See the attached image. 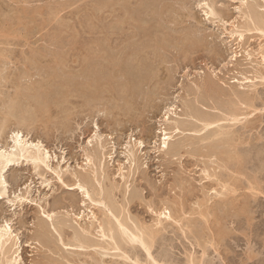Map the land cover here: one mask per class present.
Masks as SVG:
<instances>
[{
    "label": "rangeland",
    "instance_id": "obj_1",
    "mask_svg": "<svg viewBox=\"0 0 264 264\" xmlns=\"http://www.w3.org/2000/svg\"><path fill=\"white\" fill-rule=\"evenodd\" d=\"M102 1L103 0H0V99L7 101L6 104L5 102H3V104L0 100V108H3V105L9 106L14 101L18 102L17 99L22 98V95L25 92L27 93L30 91V95L29 93L26 95L24 94L25 97L31 96V94L34 95V93L36 94L37 91L35 90L38 88H43L47 91L45 95H47L48 104L51 103L50 113H48V115H46L47 113L43 114L40 112L41 115L39 114L37 123L35 122L34 125L29 127H20L23 129L25 135L27 134L30 138L35 140H41L44 147L49 150L51 155L50 167L47 168L42 166L36 168L32 165V162L30 163L29 161L21 160L19 163L12 165V167H8L4 172L7 180V195L6 197H0V225L5 224V221L7 222L8 220L14 233H18L20 237L19 244L21 245V259L19 263L16 264H87L86 262H88V264H96L97 262L103 264L101 260L105 261L104 264H135L132 260L137 259L138 257H142V259L140 258L141 260L138 259L140 263L147 264L149 262V264H151L150 259L147 258L146 250L139 244L136 245V243L133 244L134 246L136 245V248L133 246L135 250L132 245H126V250L130 248L127 251L128 255L131 253L133 254L130 256H137V254L140 255H138L137 258L136 256H132L131 259L125 257L121 258V255L118 256L122 251L112 249V246L110 245L109 247L107 241L104 242V239L98 238L97 235H95L96 238L95 236H92V238L97 241L99 239H101L100 241L103 240L104 243H100L105 247H103L104 250L103 248H96L94 251V248L84 250L74 247L73 245L71 247V244H68V242H74L72 240H74L75 231H73L72 227L77 229L79 224L77 223L78 221L80 223L82 222L83 225L86 223L88 224L87 226H89V216L92 210L95 211L97 209L96 211L98 215L104 217L103 213H101L102 211H99L97 207H94L92 201L87 196L85 197L77 186L74 187L76 185L74 183L76 182V178L73 176L75 169L78 171L84 170V173L89 171L87 174L92 176L90 170L93 166L89 165L86 157L87 155H85V152L89 150L91 153H94L97 150H102V152L106 154L104 161L109 177L106 179L99 177V180L103 182L102 186L106 188L105 190L108 193L111 191L110 193L115 198L114 200H116V202L118 201V204H116L117 207L119 205L120 216L131 224L132 220H134L135 222L137 221L136 223L139 222V225L141 224L149 230L151 228L152 231H155L154 234L156 235L154 236L155 241H153L152 253L156 259H161L160 261L158 260L159 263L166 264L171 261L172 264H191V260L194 259L195 261L193 260L192 262H195V264H264V79H260L264 78V75L263 77L258 76L260 77H257L258 79L255 77V75H258L257 72L259 73V71H261L259 74H264V62L262 61L261 54H259L261 53L260 49L264 47V35L260 31H255L256 29H253V31L251 30L252 32L247 31L245 33L246 37H244V40L242 41L238 40V35H230V30L233 28V21L236 22V20L238 21V19H240V23L242 22V24H244V19L242 21L240 18V11L238 9L241 0H212V3L210 0H207L210 5H214V10H216L217 14L220 13L218 14L220 16H217V14H215L216 16L206 14V10H209L208 6L203 3L207 2L206 0H186L184 3H180L182 0H170L168 5L173 4L175 8L174 9L172 5L168 9L170 12L172 10L171 18L168 17L170 12H167V10L165 12L166 14H160L158 17L157 15L152 16L154 14V10L152 9H150L149 14H147L148 12L141 14L144 18L148 17L147 20L150 21L151 27L153 28H151V33L153 30L156 32V37L154 34L155 32H153L154 35L151 33L149 35L148 33L147 35H144V39H141L143 42L145 39H148L145 42L153 39L150 43L153 44V46L150 44L148 45L152 49L148 48V50L151 51V54L156 52V54H154L155 57L157 55L156 58H153V54H147L150 57V60L152 58V63L148 58L150 64L146 65H151L149 67H152L153 65L154 67L151 68L150 71L147 70L148 72H151L149 73L151 74V77H149L150 75L146 76L148 74H146L147 71L145 68L149 67H144V77H148V81L150 78H153L152 82L150 81V83H148L149 85L144 84L147 87H144L143 85L142 87L144 88L141 87L140 89L141 91L142 89L145 92L148 91L146 92L147 94L144 91H139L141 95H139L138 92L134 95L135 99L137 98L136 95H139V98L136 100L133 99L132 101V98L134 97L131 98L132 93L129 94L131 89H129L130 85L128 84H130L131 79L137 75H133V77L131 75L130 78V75L126 74L125 70L124 72L121 69H117V73L119 72L117 76L120 77L116 78L117 76L115 77V75L117 73L114 71V67H112L111 69L113 71L109 69V71H111L109 72L111 78L107 79L106 82L111 81L113 85H111L110 82H107L109 85L104 82V84L102 83L104 86L101 84V89L98 88L95 90V87L93 86L91 89H93V93L97 94L98 98L91 102L90 105L87 104L84 106L85 98L81 95V97H79L80 100H78V97H75L77 102L81 101V98L82 100L84 98V100L77 105L72 94H70V84L68 83L69 88L68 84L65 83V80L67 79V76H69L68 79L75 76V72L80 68L84 69H81L80 73L83 71L85 74H90L88 73L90 65L83 66L86 64L84 63L86 56L91 53L90 46L93 44L94 47V43L96 42L98 48V44L101 45L106 43L109 36L110 38L111 36L116 38V36L119 35L118 31L123 38L125 37L124 34L127 35L128 32H131L128 34L129 38H127L129 41L132 33L138 31V27H136L137 24L133 25L135 22L130 19V16L127 15L126 11L128 8L134 10L137 6L134 5L136 3L133 2L134 4H131L129 2H124L127 0H107L113 5L111 6L110 3L109 5L111 8L108 7L109 9L107 8L108 11H106V8H101ZM198 1H203L200 2L201 6ZM260 1L262 2V5H257V2ZM260 1L249 0V3L251 4L253 2L252 5H255L256 3L258 9L260 8V11H264V8H261V6H264V2L262 0ZM129 4L132 8L129 7ZM119 5L121 6V9L118 8L120 10L118 13L117 6L120 7ZM122 9L125 11L123 12ZM162 15H164V17L167 15L168 19L166 17L163 18ZM159 16H161L162 19H160ZM120 19L122 20L120 21ZM126 19L127 21H125ZM108 21L110 23L109 25L112 26V32L113 30L115 31L113 33L114 35H108L106 28L108 26L106 25ZM104 22L106 23L105 25ZM119 22H123V24ZM231 22L232 24H230ZM156 24H159V26ZM236 24H238V22H236ZM128 25L132 26L130 28L133 29L128 30ZM103 26H105V31L103 30ZM124 27H127L126 29L128 32H125L127 30ZM160 27L161 31H157L160 30ZM90 28L92 30H90ZM122 29H124V31ZM134 29L135 31H133ZM193 29H197L195 30L196 35L191 33ZM99 30H103L105 33ZM102 33L104 34V37L102 36ZM163 33L165 34L163 35ZM101 36L103 37L102 39ZM148 36H151V38H147ZM199 36H201L202 39H199L200 43L199 40H197V43L196 39L199 38ZM137 38L138 36H136V38L134 37L131 41L133 46H135L134 43ZM165 38L170 39H168L166 43L164 42V45L163 41ZM156 39H160L162 42L157 41ZM122 41L123 40H121V42ZM128 41H125V46L133 48ZM109 42H112L111 39ZM156 42H160L161 44H158L157 46ZM112 43L115 42L113 41ZM121 44L122 43L118 45V49H116V47L112 50L108 47H106V49H110V52H116L119 50V53L122 49H120ZM154 45L158 47V49H160L159 45L162 46L160 49L161 51L156 48L160 55L157 54V51L152 52L153 48H155ZM86 46H88V49H85L87 48ZM95 47L93 49H95ZM121 47H124V45ZM126 53L127 52L124 54L126 55ZM249 53L252 55L249 56ZM148 56H145L144 58ZM35 57H37L36 59L38 62ZM75 58L79 59L75 60ZM80 58H84L83 63L77 65L78 62H82ZM260 61L262 62L261 65ZM258 64L260 67H258ZM72 65L74 67L77 66L75 71L73 69L74 67L72 68ZM85 67H89L87 68L88 71H85ZM255 68H259V70ZM90 70L92 71V66ZM73 71L74 74L72 73ZM112 72L115 75H113ZM120 72L123 74L121 75ZM77 73H79V71ZM69 74L73 76L70 77ZM44 76H47L46 80ZM64 76H66V79H64ZM53 77L55 79H53ZM247 77L250 80L254 79L253 81L257 84L255 88L250 86L249 83L252 82V80L249 81ZM135 78L139 79L138 76ZM68 79L67 82H69ZM112 79L114 81H112ZM128 79L130 82H127L129 81ZM115 80L118 81L116 82ZM116 83L118 84L116 85ZM37 84L39 87H37ZM43 84H47V89ZM124 84L126 87L121 86ZM205 84L207 85L205 86ZM17 87L20 88L17 89ZM122 87H124L125 90H122ZM127 87L130 91L128 90V92H125ZM203 87H205V89ZM206 87L208 89H206ZM63 90L65 91L63 92ZM150 92L153 94L152 96L150 94L149 97L153 102L152 104H150L151 101L148 100V97H145L147 99L146 101L143 98L144 94H146L145 96H149ZM64 93L66 95H64ZM204 93L206 94L204 95ZM244 93L245 95L242 96H245L244 99L251 101H248L249 104L253 103V98L251 97V100L249 97L252 96L253 93H255L253 94V97H259L258 99L257 97L254 98L255 102L253 103V107H251V104L250 106H246L249 104L245 102V100H240L243 97L238 98L241 96L240 94ZM203 95L207 97L204 98ZM66 97H68V99H65ZM10 98L11 101L9 100ZM51 98L56 103H52ZM49 99L51 100L50 103ZM169 103L177 104V113L182 116L178 117V115L175 116V114L171 113V117H173V119L178 118L179 120L181 118V121H184L182 123V128L186 125L184 128V130H186L185 133H174V141L172 139L170 145L171 148L173 146L172 144H175L174 142L177 144L178 141L185 140L188 143L189 138L190 141L192 140V142H195L198 138L201 139V142L203 143V145H200V140H196L199 144L195 142L197 144L195 147L200 146L197 147L198 149L195 147L193 149L195 143L192 144L191 142L190 144L186 143L188 146L185 148L183 147L184 149L182 148L181 152L178 153H172L173 151H170L172 149H169V151L166 150L167 152L158 149L159 145L162 143V130L166 127L165 117L169 115H166V108L168 105L170 106ZM190 104L193 105V107H191L192 109L194 108L193 112L189 109L191 106ZM185 105H187V107ZM129 106H131V109ZM185 107L189 110L188 112L186 109H183ZM195 107L199 110L200 117L203 114L204 118L208 115L206 119H208L209 116L212 118L208 119L209 121H213L214 119V121H218L217 119L220 118V123L217 122L216 126H211L213 129H202V131H199L200 133H193L194 130H191L192 127L196 128V125H201L203 123L201 121L199 122V120H195L197 117L195 116L196 118L194 117V119V115H191L196 111ZM254 107H257V109H254ZM5 108L7 109V107H4V110L0 109V118L5 117V111H7ZM235 109H238L237 111L239 112L235 113L240 114V118H247L249 121L243 119L242 122L234 120L231 122V118L226 113H233ZM181 110H184L183 114ZM230 110L233 111L231 112ZM184 112H191V114L189 113V115H186ZM243 112H248V114L249 112L251 113L248 116L246 113L244 115ZM195 113L197 114V112ZM224 114L226 116H224ZM246 115L248 117H245ZM196 121L199 123H196ZM222 122V126L226 125V130L229 124H231L230 126L236 124L234 127L229 126L228 131L230 132L229 138L232 136L234 137V140L236 139L237 143L239 142L238 147L234 140H230L229 146L231 147V150L235 148V150H233L234 152L231 153L233 155L238 153L237 151L239 150L238 154L240 155L237 154L238 156H234L238 158L237 160L241 162L242 159L239 157H243V160L246 158L242 161V163H244L243 165L240 164V162H237L236 159L229 162L226 158L229 153H224V155L220 153V155L218 154L219 156L217 155L219 160L222 159L221 157H225L227 159L225 162L221 160L219 161L214 155L213 157L215 160L217 159V162H215V160H213L214 158L210 155L211 153H208V148H205L209 146L208 143L210 144L211 141L207 140L206 142L205 140L202 141V139L205 138V136H208L212 130L220 129V124ZM16 123L15 118L9 116V125L7 124L8 126L7 128H4L5 130H0V145L12 143V131L18 127V123ZM199 125L197 128L201 129L204 124H202L200 128ZM97 129L98 134L101 133L104 137L103 143L107 147H105V149H100L98 146L99 141L94 139ZM233 130L236 133H234ZM209 131L211 132L209 133ZM134 139H142L145 142V145L137 150L136 157L139 165H137L138 167H135V173L131 174L128 178V182L125 183L120 176V168L123 167V171L126 174L130 171V160L128 159L129 157L125 145H127L128 141L131 144L135 143ZM89 140H93L92 143H90ZM232 141L235 144H233ZM190 145L193 146L189 147ZM246 150H248V152ZM196 151H200V153H197ZM204 151L208 153V156H211L209 159L206 157L207 154ZM241 151H243L242 154ZM201 153L206 154V156L201 155ZM226 154L228 155L226 156ZM246 160L248 161L246 162ZM213 161L215 163H213ZM220 162L222 165H220ZM226 163L227 165H225ZM243 166H246L247 168ZM226 167H228V169L233 167L235 171L233 168L232 171L231 169L228 170ZM260 167L263 168V171H261L262 169ZM241 168L243 170L242 172H244L243 174L246 172V176H241L243 174L239 173V169ZM57 170H62V179L56 174ZM91 171H93V169ZM236 174L238 178H235ZM252 176L253 179H251ZM254 178L257 179L255 180ZM224 179H226L227 182ZM253 180L255 181L253 182ZM257 180L258 182H256ZM219 181H224V184L227 187H232L230 186L231 184H234V187L237 185V190L236 187H233L231 188V190L233 189L232 192L231 190L226 191L223 182L219 183ZM228 182H231V184L229 183V185ZM234 182H238L239 184ZM250 182H253L252 185ZM254 185L256 188L255 191L253 190L255 189ZM99 186L100 185L95 182L96 189L99 190ZM247 186L250 187L247 189ZM234 189L237 192H235ZM258 190H260V192ZM216 191L225 192L227 194L217 195ZM23 195L24 198L22 197ZM232 197L237 200H233ZM208 198H211V200L209 201ZM207 201L208 204H210L209 207H213V209L210 208V214L213 213V215L206 213L207 210L210 211V209L207 208L208 205L206 207ZM225 201L226 204L224 203ZM230 201L234 203L232 204ZM220 202H223L221 204L223 208L219 207ZM227 202H230V206L227 205ZM200 203H205V206ZM166 205L168 208L172 209L171 211H173L172 214L174 218L167 220L164 219L165 221L162 225H156L159 213L164 210H162V208H165ZM233 205L234 207H232ZM205 207L207 210H204L206 209ZM246 208L247 210H245ZM221 209L227 211H222ZM199 211H201L202 215L204 213V216H201ZM47 212L53 214V216H55L54 218L57 216L55 223L64 217L67 219L68 223H70L68 227L72 226L69 228L65 226L64 228L67 230L65 229L63 231L64 234H62V230H59V234L63 235V237L59 236L57 232L58 225H53L54 223L49 220L50 218L46 215ZM182 217H184V220ZM45 218L49 224L44 222ZM180 218L181 220H179ZM178 220L179 223L176 222ZM182 222L185 223L184 226L186 227L182 226ZM186 222L191 223L186 225ZM40 224H45L48 227V233L53 239L51 240L52 242L54 241V245L51 243L45 245L42 241L40 242L36 240L40 232L38 229H41ZM191 225L194 228L192 229V231H195H193L194 233L191 230V232L189 231ZM157 228L159 231H164L159 232ZM185 229L188 230L185 231ZM183 231H185V233H183ZM196 235L199 236V239ZM37 239H39V237ZM98 251L102 252L99 253ZM104 251L107 255H105ZM129 251L132 252L129 253ZM113 252L117 253L118 257H116V254ZM88 253L92 257L98 258L96 259L97 262L94 263L93 260L95 259L89 257ZM99 254L101 255V259ZM112 254L114 255L111 256ZM11 255H13V252H11ZM67 259L69 261H66ZM171 262L168 264H171Z\"/></svg>",
    "mask_w": 264,
    "mask_h": 264
},
{
    "label": "bare ground",
    "instance_id": "obj_2",
    "mask_svg": "<svg viewBox=\"0 0 264 264\" xmlns=\"http://www.w3.org/2000/svg\"><path fill=\"white\" fill-rule=\"evenodd\" d=\"M110 1V0H109ZM117 1V0H116ZM120 1V0H119ZM124 1V0H123ZM179 1H181V0H179ZM183 1V0H182ZM180 2V3H184V2H186V0H184L183 2ZM207 1V0H206ZM212 0H210V2H211ZM260 1V0H259ZM263 2H264V0H262ZM124 2H129V3H131V4H134V3H136V4H134L135 6V8H134V10H130L129 8V10L127 9L126 11H127V15H129L130 16V19L131 20H133L134 22H135V24H133V25H136V27H138L137 28V30L138 31H136V32H134V33H132V35H131V37H130V39H129V41H128V39L127 38H129L128 36V34H130L129 32H128V30L129 29H133V28H130V27H132V26H130V25H128L127 27H129L128 28V30L126 29L127 27H124L127 31H125V32H128V34L126 35V34H124L125 35V37L123 38V36H121V34H120V32L118 31V29H117V31H118V33H119V35L118 36H116V38H114V37H112L111 36V38H110V36H109V38H108V40L106 41V43H104V44H98L99 45V49L97 48V45H96V42L95 41H93V42H95L94 44V47H95V49H93L94 47H93V44H92V46H90L91 48H90V50H91V53H89L88 55H87V53H86V59L84 60V63H86L85 65H83V66H89L90 65V68H91V66H92V71L90 70V68L89 67H87V68H89L88 70L89 71H91V72H89L88 70H87V68H86V70L85 71H88V73H90V74H85V73H83V71L80 73V70L82 69V68H80L79 70H77L76 72H75V74H74V71H75V68H77V66L76 67H74L73 65H72V68L74 69V71L72 72L75 76H73V75H70V77H72V78H70V79H68L69 78V76H67L66 74V76H67V79L69 80V82H67V79H66V76H64V79H66L65 81V83H69L70 84V87H69V84H68V87L70 88V94H72V96H73V98L75 99V101L77 102V99L75 98V97H78V100H80L79 99V97H81V95L85 98V104H84V106L85 105H87V104H89L90 105V103L91 102H93V101H95L97 98H98V96H97V94H95V93H93V89H91L93 86L95 87L94 88V90L95 89H98V88H100L103 84H104V82L105 83H107V82H110L111 83V85H113L112 84V82L111 81H107L106 82V80L107 79H110L111 78V74H109V72H111V71H113L111 68L112 67H114V71H116V73H117V69H121V70H125L124 72L126 73V74H129L130 75V78H131V75H132V77H133V75H137L138 76V78L140 79H137V78H135V77H137V76H135L133 79H131V83L130 84H128V85H130V87H129V89H131V92H129V94L130 93H132V96H131V98L132 97H134V98H132V101H133V99L134 100H136L137 98H139L138 96L139 95H141V93H139V91H141L140 89H141V87L144 85V84H148V83H150V81L152 82V79L153 78H150V80L148 81V77H144V75L143 74H145L144 73V67H149V66H151V65H146V64H150V62H151V60H152V58H151V60H150V57L148 56V55H150L151 54V51H149L148 50V48H151V47H149L148 45L151 43V41L153 40H151V41H147V42H145L146 40H148V39H145L144 40V42L141 40L142 38L144 39L145 37H144V35H147L148 33H149V35H150V33H151V23H150V21L149 20H147V18H144L143 17V15L141 16V14L142 13H145V12H148L147 14H149L150 13V9H152V10H154L153 12H154V14L152 15V16H156L157 15V17H158V15H160V14H166L165 12H166V10H167V12L169 11L168 9L170 8V6H172V5H168V2H170V0H127V1H124ZM123 2V3H124ZM134 2V3H133ZM175 2V1H174ZM173 2V3H174ZM199 2V1H198ZM200 2H203V1H200ZM200 2H199V4H200ZM209 1H207V2H203L205 5H207L208 6V8H209V10L207 9L206 10V14H208V15H212V16H214L215 14H217V12H216V10H214L215 9V7L213 8V6L212 5H210L209 3H208ZM111 3V2H110ZM107 0H103L102 2H101V4H102V7L101 8H108V7H110V4ZM115 3V2H114ZM118 3V2H117ZM122 3V4H123ZM172 3V2H171ZM203 3H202V5H203ZM212 3V2H211ZM253 3V2H252ZM252 3L250 4L249 3V0H241V4L239 5V7H238V9H239V11H240V18L242 19V21H243V19H244V24H242V22L240 23V19H238V21L236 20V22H238V24H236V22L235 21H233V24H232V22L230 23V24H232L233 25V28L230 30V35H232V36H235V35H238V40H244V37H246V32L247 31H249V32H252L253 31V29L255 30V31H260L263 35H264V11H260L259 9H258V6L257 5H262L261 3V1L260 2H257L258 4L256 5V3H255V5H252ZM214 4V3H213ZM250 4V5H249ZM113 4L111 3V6H112ZM126 5V4H125ZM252 5V6H251ZM264 5V4H263ZM115 6V5H114ZM120 6V5H119ZM184 6H185V4H184ZM200 6H201V4H200ZM124 7V6H123ZM129 7L130 8H132L131 6H130V4H129ZM111 8V7H110ZM121 9V6L120 7H118L117 6V9ZM173 8H174V5H173ZM207 8V7H206ZM205 8V9H206ZM261 8H264V6H261ZM109 9V8H108ZM108 9L106 10V11H108ZM118 9V13H119V10ZM172 9V8H171ZM170 9V10H171ZM175 9V8H174ZM173 9V10H174ZM115 10H116V7H115ZM152 10H151V12H152ZM122 11H123V9H122ZM121 11V12H122ZM125 11V10H124ZM123 11V12H124ZM120 12V13H121ZM152 12V13H153ZM170 12V11H169ZM171 12H172V10H171ZM171 12H170V15L168 16V17H172L171 16ZM174 12V11H173ZM176 12H177V10H176ZM205 12V11H204ZM104 13V12H103ZM175 13V12H174ZM173 13V14H174ZM239 13V12H238ZM122 14V13H121ZM126 14V13H125ZM167 14H169V13H167ZM218 14H220V13H218ZM217 14V16H220V15H218ZM114 15V14H113ZM145 15V14H144ZM210 15V16H211ZM106 16V15H105ZM110 16V15H109ZM124 16V15H123ZM146 16V15H145ZM148 16V15H147ZM163 16V18H167V15H165V17H164V15H162ZM216 16V15H215ZM238 17V16H237ZM107 18H108V16H107ZM106 18V19H107ZM117 18V17H116ZM119 18H120V16H119ZM123 18V17H122ZM126 18V17H125ZM124 18V19H125ZM128 18V17H127ZM153 18V17H152ZM159 18L160 19H162L161 18V16H159ZM221 18V17H220ZM105 19V20H106ZM110 19V18H109ZM108 19V20H109ZM118 19V18H117ZM168 19V18H167ZM111 20V19H110ZM113 20V19H112ZM122 19H120V21H121ZM157 20V19H156ZM221 20V19H220ZM125 21H127V19L125 20ZM129 21V20H128ZM152 21H154V20H152ZM106 22V21H105ZM104 22V25L106 24ZM131 22V21H130ZM167 22V21H166ZM235 22V23H234ZM119 23H121V24H123V22H119ZM118 23V24H119ZM226 23V22H225ZM110 23H109V21H108V23L106 24V25H108L106 28H107V31H108V35H110V34H112V35H114L113 33L115 32L114 30H113V32H112V26L111 25H109ZM112 24V23H111ZM120 24V25H121ZM125 24V23H124ZM131 24V23H130ZM125 25H127V24H125ZM156 25H158L159 26V24H156ZM165 26V25H164ZM254 26V27H253ZM114 27V26H113ZM118 27V26H117ZM155 27V26H154ZM162 27H163V25H162ZM231 27V26H230ZM94 28V27H93ZM104 28H105V26H103V30H104ZM116 28V27H115ZM114 28V29H115ZM156 28V27H155ZM153 29V28H152ZM160 30H157V31H161V27L159 28ZM90 30H92L91 28H90ZM94 30H95V28H94ZM101 31V30H99V31H101V32H104V31ZM116 30V29H115ZM123 31H124V29H122ZM195 30H197V29H195ZM195 30L193 29V31L191 32L192 34H195L196 35V32H195ZM252 30V31H251ZM121 31V30H120ZM123 31H121V32H123ZM133 31H135V29L133 30ZM200 31V30H199ZM199 31H198V34H199ZM94 32V31H93ZM153 32H155L154 30L152 31V33L151 34H153ZM193 32H195V33H193ZM105 33V32H104ZM117 33V34H118ZM166 33V32H165ZM165 33H163V35L165 34ZM200 33H201V31H200ZM259 33V32H258ZM261 33H260V35H261ZM103 34V33H102ZM116 34V33H115ZM155 34V37H156V32L154 33ZM153 34V35H154ZM192 34H190V35H192ZM198 34H197V36H198ZM157 35H160V34H157ZM202 35V34H201ZM103 37H104V34L102 35ZM101 36V39L103 38ZM136 36H138V38H139V36H140V38L138 39H135V43H134V45L135 46H133V44H131L132 42V40H133V38L135 37L136 38ZM165 36H168V35H165ZM194 36V35H193ZM262 36V35H261ZM161 37V36H160ZM159 37V38H160ZM196 37V36H195ZM263 37V36H262ZM93 38V37H92ZM106 38V39H107ZM114 38V39H113ZM147 38H151V36L149 37H147ZM163 38V37H162ZM237 38V37H236ZM105 39V40H106ZM111 39V41L113 42H115V43H110L109 42V40ZM113 39V40H112ZM155 39V38H154ZM158 39V38H157ZM156 39V40H157ZM161 39V38H160ZM157 40V41H160V42H162V40ZM164 39V38H163ZM168 39H170V38H168ZM167 38H165V40L163 41V44L165 45V43L167 42V40H168ZM192 39H194V38H192ZM191 39V40H192ZM199 39H202V37L201 36H199V38H197L196 39V41L197 40H199ZM204 39V38H203ZM97 40V39H96ZM121 40H123L122 42H121ZM127 40L128 42H130V46H133V48H131V47H127V46H125V41ZM150 40V39H149ZM91 41V42H92ZM99 41H101V40H99ZM102 41H104V40H102ZM155 41V40H154ZM153 41V42H154ZM92 42V43H93ZM98 42V41H97ZM109 42V43H108ZM134 42V41H133ZM157 43L156 42V44H157V46H158V44H161V43ZM165 42V43H164ZM201 42H202V40H201ZM245 42V41H244ZM89 43V42H88ZM99 43V42H98ZM120 43H122L121 45H120V49H121V51L118 53V51H116V52H110V49H106V47H108V48H111V50L113 49V48H115L116 47V49H118L117 47H118V45L120 44ZM196 43V42H195ZM197 43H198V41H197ZM199 43H200V40H199ZM127 44V43H126ZM155 44V43H154ZM155 44V45H156ZM162 44V45H163ZM243 44V43H242ZM89 45H90V43H89ZM122 45H124V47H121ZM129 45V44H128ZM150 45H152L153 46V44H150ZM154 45V47L155 48H153V51L152 52H154V51H157L158 52V50H160L161 48H162V46L161 45H159L160 46V49H158V47H156ZM263 45V44H262ZM261 45V46H262ZM87 48H85V49H88V46H86ZM93 47V48H92ZM158 50H157V49ZM261 48V47H260ZM124 49V50H123ZM152 49V48H151ZM155 49V50H154ZM164 49V48H163ZM262 49V50H261ZM260 49V51H261V53H259V54H261V57H262V61L264 62V47L263 48H261ZM109 50V51H108ZM123 50V51H122ZM84 51V50H83ZM161 51V50H160ZM254 51V50H253ZM256 51V50H255ZM125 52H127L126 53V55L124 54ZM248 52H249V50H248ZM257 52V51H256ZM77 53V52H76ZM81 53V52H80ZM252 53V52H251ZM251 53H249V56L250 55H252ZM75 54V53H74ZM82 54V53H81ZM83 54H84V52H83ZM148 54V55H147ZM153 54V53H152ZM151 54V55H152ZM154 54H156V52H154ZM154 54L152 55L153 56V58L155 57L154 56ZM157 54H159L160 55V53L158 52ZM254 54V53H253ZM158 55V56H159ZM81 56V55H80ZM79 56V57H80ZM145 56H148V57H146V58H144ZM247 56H248V53H247ZM253 56H255V55H253ZM38 57V56H37ZM37 57H35V59L37 58ZM76 57V56H75ZM156 57H157V55H156ZM155 57V58H156ZM34 58V57H33ZM148 58H149V60H150V62H149V60H148ZM42 59V58H41ZM79 59V58H78ZM77 58H75V60H78ZM81 60H82V62H78V64H77V62H75V60H74V62L77 64V65H79V63L81 64V63H83V59L82 58H80ZM147 59V60H146ZM73 60H72V62H73ZM81 60H79V61H81ZM36 61H37V59H36ZM85 61H87V62H85ZM253 61V60H252ZM38 62V61H37ZM261 62V61H260ZM36 63V62H35ZM152 63V62H151ZM89 64V65H88ZM262 64V62L260 63V65ZM75 65V64H74ZM264 65V64H263ZM81 66V65H80ZM82 66V67H83ZM79 67V66H78ZM258 67H260L259 66V64H258ZM151 68H154L153 67V65H152V67H149V68H145L146 69V71L148 70V71H150L151 70ZM109 69H111V71H109ZM255 69H257V68H255ZM82 70H84V69H82ZM153 70V69H152ZM257 70H259V68L257 69ZM260 70H261V68H260ZM264 70V69H263ZM262 70V71H263ZM79 71V73H77ZM84 71V72H85ZM120 71V70H119ZM146 72V74H148V75H146V76H149V77H151V74H149V73H151V72ZM255 72H257V71H255ZM261 71H259V73H260ZM119 73V72H118ZM118 73L115 75V74H113V72H112V74L113 75H115V77L118 75ZM125 73H124V75H125ZM154 73V72H153ZM258 72H257V76L255 75V77L257 78L258 76H261V77H263V75L264 74H259ZM120 74H121V72H120ZM119 74V75H120ZM123 74V73H122ZM121 74V75H122ZM41 75V74H40ZM43 75V74H42ZM112 75V76H113ZM123 75V76H124ZM50 76H51V73H50ZM54 76H56V75H54ZM110 76V77H109ZM45 77V80H46V77L47 76H44ZM114 77V78H115ZM118 77H120V76H117L116 78H118ZM141 77H142V80H141ZM254 77V78H255ZM125 78H126V76H125ZM124 78V79H125ZM253 78V77H252ZM258 78H260V77H258ZM257 78V79H258ZM49 79H50V77H49ZM53 79H55L54 77H53ZM52 79V80H53ZM119 79H121V78H119ZM245 79V78H244ZM247 79H248V77H247ZM260 79H264V78H260ZM43 80V79H42ZM44 80V81H45ZM122 80V79H121ZM120 80V81H121ZM126 80H127V78H126ZM129 80V79H128ZM249 81H251L250 79H248ZM254 80V79H253ZM252 80V82H250L249 84H250V86L251 87H256V83H255V81H253ZM112 81H114L113 79H112ZM116 81V80H115ZM118 81V80H117ZM116 81V82H117ZM119 81V82H120ZM62 82V81H61ZM63 82H64V80H63ZM127 82H130V80L129 81H127ZM126 82V83H127ZM45 83H46V81H45ZM103 83V84H102ZM113 83H115V82H113ZM35 84V83H34ZM39 84V83H38ZM37 84V85H38ZM102 84V85H101ZM108 84V83H107ZM107 84H105V85H107ZM118 83H116V85H117ZM248 84V85H249ZM33 85V84H32ZM40 85V84H39ZM39 85L37 86V87H39ZM47 85V84H46ZM46 85H44L43 84V86H46ZM109 85V84H108ZM149 85V84H148ZM207 84H205V86H206ZM247 85V86H248ZM28 86H30V85H28ZM27 86V87H28ZM35 86H36V84H35ZM34 86V87H35ZM104 86V85H103ZM119 86H120V83H119ZM121 86H125V84L124 85H121ZM33 87V88H34ZM36 87V88H37ZM58 87V86H57ZM126 87V86H125ZM144 87H147V86H145L144 85ZM144 87H142V88H144ZM250 87V88H251ZM20 88V87H19ZM18 87H17V89H19ZM32 88V89H33ZM102 88V87H101ZM100 88V89H101ZM123 89L122 90H125L124 89V87H122ZM199 88V87H198ZM204 89H205V87H203ZM248 88V87H247ZM23 89V88H22ZM31 89V90H32ZM35 89V88H34ZM33 89V90H34ZM46 89H47V86H46ZM104 89V88H103ZM103 89H102V91H103ZM127 90L125 91V92H128V87L126 88ZM206 89H208L207 87H206ZM24 90H25V88H24ZM29 90H30V88H29ZM48 90H50V89H48ZM252 90H254V89H252ZM256 90V89H255ZM23 91V90H22ZM35 91H37L36 92V94L34 93V95L33 94H31V96H26L25 97V95L26 94H28L29 93V95H30V91H28L27 93L25 92L23 95H22V98H18L17 99V101L18 102H16V101H14V102H12V104H10L9 106L8 105H3L4 103L3 102H5V104H6V100L5 101H3V99L0 101L1 103H3L2 105L4 106V107H7V111H5V117H3V118H0V130H2V129H4L5 127L7 128V126L10 124H8V121H9V116H12L13 118H15V120H16V122L18 123V127L16 128V129H13V131H12V135H11V138H12V143H10V144H1L0 145V197H3V196H5L6 197V195H7V187H6V184H7V180H6V178H5V170L8 168V167H12V165H15V164H17V163H19L21 160H26L27 162L29 161L30 163L32 162V165H34L36 168H40V167H42V166H45V167H50V159H51V155H50V152H49V150L46 148V147H44V144L42 143V141L41 140H35V139H32V138H30L29 137V135H25V133L23 132V129H21L22 128V126H27V127H29V126H31V125H34L35 124V122L37 123V119H38V117H39V114L41 115V113L40 112H42L43 114L44 113H47L46 115H48V113H50V108H51V100L49 99V103L50 104H48V99H47V95H45V93L47 92L45 89H43V88H38L37 90H35ZM58 91V90H57ZM65 90H63V92H64ZM69 91V90H68ZM130 91V90H129ZM144 90L142 89V91L141 92H143ZM21 92V91H20ZM33 92V91H32ZM31 92V93H32ZM52 92H53V90H52ZM123 92V91H122ZM138 92V94L139 95H136L137 96V98L135 99V94ZM145 92V91H144ZM146 92H148V91H146ZM145 92V93H146ZM254 92V91H253ZM22 93V92H21ZM62 93V92H61ZM66 93V92H65ZM64 93V95H66ZM16 94V93H15ZM58 94V93H57ZM143 94V93H142ZM147 94V93H146ZM146 94H144V100L146 101L147 99L145 98V97H150V94H151V92L149 93V96L147 95V96H145ZM206 93H204V95H205ZM246 94H247V92H246ZM251 94V93H250ZM253 94H255V93H253ZM253 94H252V96H249L250 97V99L252 100V98H253V103L255 102L254 101V98H256V97H253ZM33 95V96H32ZM53 95V94H52ZM63 95V94H62ZM101 95V94H100ZM103 95V94H102ZM153 94H151V96H152ZM203 95V96H204ZM241 96L240 97H238V98H241V97H243L242 95H245V93L244 94H240ZM249 95V94H248ZM58 96V95H57ZM61 96V95H60ZM68 96V95H67ZM104 96V95H103ZM143 96V95H142ZM2 97H4V96H2ZM11 97V96H10ZM20 97H21V95H20ZM207 96H204V98H206ZM247 97V96H246ZM252 97V98H251ZM1 98V97H0ZM4 98H6V97H4ZM72 98V97H71ZM70 98V99H71ZM84 98H83V100H84ZM245 98V96L243 97V98H241L240 100L242 101V100H245V102H247L248 104H249V102H251L250 100H246V99H244ZM248 98V97H247ZM259 97H257V99H258ZM12 99H14V98H12ZM52 99V98H51ZM65 99H68V97H66ZM152 99V98H151ZM154 99V98H153ZM8 100V99H7ZM10 101H11V98L9 99ZM8 100V101H9ZM56 100V99H55ZM82 100V98H81V101H78L76 104L78 105V103L80 102H82L83 101ZM148 100H150V98L148 99ZM184 100V99H183ZM239 100V102H241ZM9 101V102H10ZM138 101V100H137ZM151 101V100H150ZM154 101V100H153ZM179 101V100H178ZM249 101V102H248ZM8 102V103H9ZM71 102V101H70ZM74 102V101H73ZM128 102V101H127ZM7 103V104H8ZM52 103H56V102H54V100L52 99ZM129 103H131V102H129ZM128 103V104H129ZM146 103V102H145ZM148 103V102H147ZM153 102L151 101L150 102V104H152ZM177 103V102H176ZM182 103V102H181ZM185 103V102H184ZM183 103V104H184ZM246 103V104H247ZM253 103L251 104V107H253ZM73 104V103H72ZM74 104H75V102H74ZM75 104V105H76ZM135 104V103H134ZM149 104V103H148ZM170 104V106L168 105L167 106V111H166V115L167 114H169V115H167L166 117H165V124H166V127L164 128V130H162L163 131V138H162V143H161V145H159V148L158 149H161V150H163V151H165V152H167L166 150H168L169 151V149H172V150H170L172 153H178V152H181V149L184 147H187L188 145V143L190 144V142L193 144V143H195L196 142V140H200V145L202 144L203 145V143L201 142V139H196L195 140V142H192V140L190 141V138H189V140H188V143L184 140V138H183V140L185 141H178V143L176 144V142H174L175 144H172L173 146H172V148H171V141H172V139H173V141H174V133H178L179 132V134L181 133V132H184L185 133V131L186 130H184V128L186 127V125L182 128V123L184 122V121H181V118H180V120L178 119V118H176V119H173V117H171V113L172 114H175V116L176 115H178V117L180 116V117H182L181 115H179L178 113H177V107H178V103L177 104H175V103H169ZM241 104H242V102H241ZM244 104V103H243ZM250 104L249 105H246V106H250ZM74 105V106H75ZM76 105V106H77ZM82 105H83V103H82ZM129 105H131V104H129ZM191 105V106H190ZM189 106H190V108L189 109H191L192 110V112H193V110H194V108L192 109L191 107H193V105L192 104H190ZM131 106H133V105H131ZM131 106H129L130 107V109H131ZM186 107H187V105H185ZM254 106H255V104H254ZM3 107V108H4ZM183 108L184 110L186 109L187 110V108ZM3 108H0L1 110H4ZM177 108V109H176ZM240 109V108H239ZM254 109H257V107H254ZM184 110H181L182 111V114H183V111ZM190 110V111H191ZM195 110L196 111H194V113L195 112H197V114L195 113H192L191 114V112H189L191 115H194L193 116V118L195 119V120H199V122L201 121V122H203L202 124H204L203 125V127L201 128V129H198L197 128V126L199 125H196L195 127L197 128H194V127H192V131H193V133L194 132H198V133H200L199 131H202V129L204 130V129H209V128H212L213 129V127H211V126H216V124H217V122H219L220 123V121H219V119H217L218 121H209L208 119H212L210 116V118L208 117V119H206V117L208 116H206L205 118H204V114L203 115H201V117H200V115H199V110H197V108L195 107ZM238 109H235V111L233 112V113H226L230 118H231V122H232V120H234V121H237V122H242L243 121V119L244 120H246L247 118H240V114H238V113H235V112H239V111H237ZM189 110H187V112H188ZM231 111V110H230ZM230 111H227V112H230ZM233 111V110H232ZM231 111V112H232ZM255 111V110H254ZM179 112V111H178ZM185 113L184 112V114H188L189 115V113ZM200 113V114H201ZM242 113V112H241ZM244 113V112H243ZM246 114H248V112H245ZM245 113H244V115H245ZM251 112H249V114H250ZM253 113V112H252ZM3 114V113H2ZM1 114V115H2ZM42 114V115H43ZM165 114V113H164ZM249 114H248V116H249ZM243 115V114H242ZM242 115H241V117H242ZM4 116V115H3ZM44 116V115H43ZM224 116H226L225 114H224ZM247 115L245 116V117H248ZM2 117V116H1ZM187 117H190V116H187ZM192 118V117H191ZM224 118V117H223ZM222 118V119H223ZM229 118V119H230ZM11 120H13V119H11ZM227 120V119H226ZM248 120V119H247ZM246 120V121H247ZM14 121V120H13ZM222 121V120H221ZM249 121V120H248ZM12 122V121H11ZM198 121H196V123H197ZM198 122V123H199ZM236 122V123H237ZM16 123V124H17ZM247 123V122H246ZM8 124V125H7ZM15 124V125H16ZM185 124V123H184ZM183 124V125H184ZM201 124V125H202ZM233 124H234V122H233ZM244 124H245V122H244ZM20 125V126H19ZM201 125H199V128L201 127ZM223 125V122L220 124V126H218V127H220V129H217V130H212V132L211 131H209V135L208 136H205V138H203V136H202V141H206L207 142V140H210L211 141V143L209 144L208 143V147H205V148H208V153H211L210 155L212 156V158H214L213 156L215 155V158H217V155L219 154L220 155V153L221 154H223L224 155V153H229V155L228 154H226V156L228 155V157H226L228 160H229V162H231V161H233V159H238L237 157H234L235 155L236 156H238V155H240V154H238L239 153V150L237 151V149H236V151L238 152V153H236L235 155H233V154H231V153H233L234 151L233 150H235V148L234 149H232L231 150V147L229 146L230 145V140H234L233 138L234 137H230L229 138V136H230V132L228 131V128H229V126L231 125V124H229V126H228V128H227V130L225 129V126H222ZM236 125V124H235ZM234 125V126H235ZM17 126V125H16ZM233 126V125H232ZM232 126H230V127H232ZM233 126V127H234ZM21 127V128H20ZM163 127V126H162ZM217 127V128H218ZM99 128V127H98ZM25 129V128H24ZM163 129V128H162ZM190 129V128H189ZM216 129V128H215ZM231 129V128H230ZM229 129V130H230ZM5 130V129H4ZM161 130V129H160ZM190 130V131H191ZM26 131V130H25ZM234 131V130H233ZM233 131H232V135H233ZM2 133V132H1ZM24 133V134H23ZM96 134H95V136H94V139L96 140H98L99 141V147H100V149L102 148V149H105V145H104V137H103V135H101V133L100 134H98V129H97V132H95ZM207 133H208V131H207ZM234 133H236L235 131H234ZM162 134V133H161ZM181 134H183V133H181ZM236 135V134H235ZM176 136V135H175ZM32 137V136H31ZM235 138H236V136H235ZM185 139H187V138H185ZM131 140V139H130ZM90 141V143H92V141L93 140H89ZM197 141V142H198ZM209 141V142H210ZM235 142H236V139L234 140ZM134 142L135 143H133V144H131L129 141H128V143H127V145H125V147H126V152H127V154H128V159L130 160V164H129V169H130V171L128 172V174H126L123 170V167H121L120 168V171H121V173H120V176L122 177V179L125 181V183H127L128 182V178L131 176V174H134L135 173V167L137 166V165H139L138 164V160H137V157H136V152H137V150H139L140 148H142V147H144V145H145V142L142 140V139H140V140H137V139H134ZM196 142V143H197ZM233 142V141H232ZM96 143H98V142H96ZM187 143V144H186ZM194 144V146L193 145H190L189 147H191V146H193V149H194V147H195V145H197V144H199V143H197V144ZM237 143V142H236ZM239 143V142H238ZM238 143H237V147H238ZM205 144V143H204ZM233 144H235L234 142H233ZM232 144V145H233ZM234 146V145H233ZM259 146V145H258ZM197 147H200V146H196L195 148L196 149H198ZM235 147H236V145H235ZM107 148V147H106ZM183 148V149H184ZM230 148V149H229ZM233 148V147H232ZM262 148V147H261ZM261 148H260V150H261ZM239 149H240V147H239ZM93 150V149H92ZM160 150V151H161ZM241 150V149H240ZM252 150V149H251ZM90 151V150H89ZM89 151H87V152H85L86 154L85 155H87L86 157H87V159H88V163H89V165H91V166H93V168H91V170L93 169V171H91L90 170V172L92 173V176H90L89 174H87V172L89 173V171H87V172H83V171H78V170H76L75 169V171H74V173H73V176L76 178V182H74L75 184V186L74 187H78V189H80L81 190V192L85 195V197L87 196L91 201H92V204L94 205V207H97L98 209H99V211L101 210L102 212L101 213H103V216L104 217H102V216H99L98 215V213H97V209L94 211V210H92L91 211V214H90V216H89V219H90V222H88L89 223V226H87L88 224H84V225H86V226H84L83 224H82V222L80 223L79 221L77 222V223H79L78 224V228L77 229H75L74 227H72V226H69V227H72L73 228V231H75L74 232V240H72V241H74L73 243H69L68 242V244H71V247H72V245L74 246V247H77V248H80V249H91V248H94L93 249V251L94 250H96V248H103L104 246H102V243H100V242H103V240L102 241H100L101 239H99L98 241L97 240H95L94 238H92V236L94 237L95 235H97L98 236V238H102V239H104V242H106L107 241V243L109 244V247H110V245L112 246L111 248L112 249H114V250H116V251H122V253H120V254H118V256L119 255H121V258H127V259H131V257L133 256V257H135L134 255H132V256H130L131 254H133V253H131L132 251H134L135 250V246L137 245V244H139L141 247H143V249H145L146 250V252H147V258H149L150 259V261H151V264H161V263H159L158 262V260L159 259H156L154 256H153V253H152V247H153V241H155L154 240V236L156 235V234H154L155 233V231H152L151 230V228H150V230L148 229V228H146V227H144V226H142L141 224L139 225L138 223H136L134 220H132V219H129V220H132V224L131 223H129L126 219H123L120 215H121V213H119V209L120 208H118L119 207V205H118V207H117V202H116V200H114L115 198L112 196V194L109 192H107L105 189L106 188H104L103 186H102V183L103 182H101L100 180H99V177H101V178H104V179H106V178H108L109 177V175L107 174V172H108V170L106 171V168H105V166H106V164H105V161H104V157H105V153H103L102 152V150L100 151H96V152H94V153H91V152H89ZM93 151H95V150H93ZM162 151V152H163ZM195 151V150H194ZM201 151V150H200ZM200 151L199 152H197V153H200ZM203 151V150H202ZM235 151V152H236ZM244 151V150H243ZM243 151H241V154L243 153ZM247 152H248V150H246ZM106 152V151H105ZM205 152V151H204ZM258 152V151H257ZM263 152V151H262ZM206 154H207V156H206V154H202L201 153V155H203V156H206V157H208V159H209V157H211V156H208V153L207 152H205ZM244 153H245V151H244ZM238 154V155H237ZM218 155V156H219ZM222 155V156H223ZM257 155V154H256ZM110 156V155H109ZM241 156H243V155H241ZM245 156V155H244ZM251 156V155H250ZM249 157V156H248ZM260 157V156H259ZM258 157V158H259ZM106 158V157H105ZM112 158V157H111ZM215 158L213 159V160H215ZM222 159L223 158H225V157H221ZM220 159L221 161H224L225 162V160L227 161V159ZM239 158H241L242 160H241V162L239 161V160H237V162H240V164H244V163H242V161H244L243 160V157H239ZM218 159V158H217ZM216 159V160H217ZM263 159V158H262ZM106 160V159H105ZM128 160V161H129ZM215 160V162H217ZM219 160V159H218ZM219 160V161H220ZM255 160H257V159H255ZM259 160H261V159H259ZM210 161H211V159H210ZM235 161V160H234ZM248 160H246V162H247ZM253 161V160H252ZM214 161H213V163H215ZM219 163V162H218ZM235 163V162H234ZM259 163V162H258ZM121 165V164H120ZM119 165V166H120ZM219 165V164H218ZM220 165H222L221 164V162H220ZM225 165H227V163L225 164ZM233 165H235V164H233ZM232 165V166H233ZM241 165V166H242ZM224 166V165H223ZM230 166H231V164H230ZM230 166H228V167H230ZM240 166V167H241ZM128 167V166H127ZM138 167V166H137ZM220 167V166H219ZM222 167V166H221ZM228 167H226L227 169H228ZM235 167H237L236 165H235ZM243 167H246V166H243ZM249 167V166H248ZM224 168V167H223ZM225 168V169H226ZM233 168V167H232ZM232 168H230L231 170H232ZM239 168V167H238ZM247 168V167H246ZM253 168V167H252ZM262 170L261 171H263V168L262 167H260ZM10 169V168H9ZM206 169V168H205ZM226 169V170H227ZM230 169H228V170H230ZM236 169V168H235ZM253 169H255V168H253ZM252 169V170H253ZM85 170H87V169H85ZM119 170V169H118ZM204 170V169H203ZM227 170V171H228ZM233 170H234V168H233ZM232 170V171H233ZM241 172L243 171L242 170V168L241 169H239ZM251 170V169H250ZM55 171V170H54ZM62 171V170H61ZM61 171H56V174H58L57 176L58 177H62L63 176V174H62V172ZM206 171H207V169H206ZM235 171V170H234ZM239 171V173L240 174H243L244 172H240ZM260 171V170H259ZM209 173V172H208ZM215 173V172H214ZM213 173V174H214ZM226 173H229V172H226ZM232 173V172H231ZM230 173V174H231ZM234 173V172H233ZM236 173V172H235ZM239 173H238V175H239ZM253 173V172H252ZM258 173V172H257ZM62 174V175H61ZM255 174V173H254ZM119 175V174H118ZM210 175V174H209ZM215 175H216V173H215ZM229 175V174H228ZM234 175V174H233ZM246 176V172H245V174H243V175H241V176ZM248 175V174H247ZM111 176V175H110ZM223 176V175H222ZM232 176V175H231ZM240 176V175H239ZM250 176V175H249ZM255 176V175H254ZM212 177H216V176H212ZM226 177H227V174H226ZM230 177V176H229ZM235 177V176H234ZM248 177V176H247ZM257 177V176H256ZM59 178V179H60ZM210 178V177H209ZM220 178V177H219ZM222 178V177H221ZM231 178V177H230ZM235 178H238L237 177V174H236V177ZM235 178H233V179H235ZM258 178V177H257ZM256 178V179H257ZM62 179V178H61ZM227 179V178H226ZM226 179H224V180H226ZM232 179V178H231ZM251 179H253V176H252V178ZM250 179V180H251ZM255 179V178H254ZM255 179V180H256ZM260 179V178H259ZM229 180V179H228ZM238 180V179H237ZM236 180V181H237ZM255 180H253V182L255 181ZM104 181V180H103ZM240 181V180H239ZM248 181H249V179H248ZM260 181H261V179H260ZM95 182H97L100 186V188H99V190L98 189H96V187H95ZM220 182H223V184H224V181H219V183ZM226 182H227V180H226ZM225 182V183H226ZM232 182V181H231ZM231 182H228V184L230 183L231 184ZM247 182V181H246ZM252 182V183H253ZM256 182H258V180L256 181ZM130 183V182H129ZM234 183H236V182H234ZM238 183V182H237ZM236 183V184H237ZM249 183V182H248ZM252 183L250 182V184L252 185ZM229 184V185H230ZM239 184V183H238ZM255 184V183H254ZM258 184H260V183H258ZM97 185V184H96ZM127 185V184H126ZM219 185V184H218ZM234 185V184H233ZM232 184L230 185V186H232V187H227L225 184H224V188L226 189V191L228 190H231V188H233L234 186H233ZM130 186V185H129ZM237 186V185H236ZM235 186V187H236ZM260 186V185H259ZM113 187V186H112ZM234 187V188H235ZM238 187V186H237ZM237 187H236V190H237ZM250 186H247V189L249 188ZM253 188V187H252ZM254 188H255V185H254ZM260 188H261V186H260ZM112 189V188H111ZM225 189H223V190H225ZM218 190V189H217ZM233 190V189H232ZM232 190H231V192H232ZM235 190V189H234ZM235 190V192H237ZM254 191L256 190V188L255 189H253ZM218 191H220V190H218ZM259 192H260V190H258ZM127 192H128V190H127ZM234 192V191H233ZM262 192V191H261ZM126 193V192H125ZM256 193V192H255ZM216 194L218 195H222V194H227V193H225V192H217L216 191ZM230 194V193H229ZM258 194V193H257ZM114 195V194H113ZM217 195H214V196H217ZM21 196V195H20ZM225 196V195H224ZM227 196V195H226ZM18 197H19V195H18ZM17 197V198H18ZM23 198H24V195L22 196ZM219 197V196H218ZM223 197V196H222ZM222 197H220V198H222ZM257 197V196H256ZM20 198V197H19ZM23 198H21V199H23ZM213 198V197H212ZM234 197H232V199H233ZM235 198H236V196H235ZM255 198V197H254ZM209 199V198H208ZM228 199V198H227ZM227 199H225V200H227ZM239 199V198H238ZM246 199V198H245ZM211 200V198L209 199V201ZM219 200H221V199H219ZM219 200H218V202H219ZM223 200H224V198H223ZM229 200V199H228ZM230 200H231V197H230ZM233 200H235V199H233ZM232 200V201H233ZM237 200V199H236ZM235 200V201H236ZM218 202H216V203H218ZM231 202V201H230ZM230 202H227L228 204L227 205H229L230 206ZM242 202V201H241ZM254 202V201H253ZM117 203V204H116ZM223 202H220V206L219 207H221V208H223L222 206H221V204H222ZM225 204H226V201L224 202ZM232 203V202H231ZM234 203V202H233ZM232 203V204H233ZM201 204V203H200ZM200 204H198V205H200ZM203 204V203H202ZM201 204V205H202ZM214 204V203H213ZM244 204V203H243ZM200 205V206H201ZM204 206H205V203L203 204ZM207 205H208V207H207ZM209 205L210 204H208V201H207V204H206V207L207 208H212L213 209V207H209ZM212 205V204H211ZM226 205V206H227ZM235 205V204H234ZM234 205L232 206V207H234ZM169 206V205H168ZM199 206V207H200ZM214 206V205H213ZM170 207V206H169ZM205 207V208H206ZM236 207V206H235ZM123 208V207H122ZM121 208V209H122ZM201 208V207H200ZM207 208L206 209H204V210H207ZM216 208H218V207H216ZM229 208V207H228ZM164 209V210H163ZM203 209V208H202ZM231 209V208H230ZM91 210V209H90ZM162 210L163 211H161L160 213H159V217H158V222H157V224L156 225H162L163 224V222L165 221V220H167V219H173L174 217H173V211H171L172 209H170V208H168L167 207V205H166V207L164 208H162ZM201 210V209H200ZM222 211H227V210H223V209H221ZM243 210V209H242ZM245 210H247V208L245 209ZM124 211V210H123ZM122 211V212H123ZM203 211V210H202ZM218 211H220V210H218ZM200 212V214H201V216H204V213H203V215H202V213H201V211H199ZM203 212H205V211H203ZM210 212H211V209H210V211H208L207 210V212L206 213H208L209 215H213V213H211L210 214ZM212 212H214V211H212ZM206 213H205V215H206ZM218 213V212H217ZM224 213V212H223ZM227 213V212H226ZM55 214V213H54ZM123 214V213H122ZM158 214V213H157ZM221 214V213H220ZM46 215H48V217L50 218L49 220H51L53 223H51V224H53V225H55V224H57L58 225V229H57V232H58V234H59V230H62V232L66 229V228H64L65 226L67 227V228H69L68 227V225L70 224V223H68V221H67V219H65L64 217V219L62 218L61 220H59V221H57L56 223H55V219L57 220V216H56V218H54L55 216H53V214H50L49 212H47L46 213ZM176 216V215H175ZM207 216V215H206ZM80 217H82V216H80ZM79 217V218H80ZM177 217V216H176ZM83 218V217H82ZM124 218H125V216H124ZM184 217H182V219H183ZM204 218H206V217H204ZM207 218H209V217H207ZM218 218V217H217ZM86 219V218H85ZM165 219V220H164ZM178 219V218H177ZM177 219H175V220H177ZM157 220V219H156ZM179 220H181V218L179 219ZM179 220L178 221H176L177 223H179ZM184 220V219H183ZM85 221V220H84ZM134 221V222H133ZM190 221V220H189ZM44 222H46V224H49V223H47V220H46V218H45V221ZM155 222V223H156ZM84 223V222H83ZM154 223V224H155ZM166 223V222H165ZM174 223V222H173ZM176 223V224H177ZM187 224L186 225H188V224H190L189 222H186ZM3 224V223H2ZM175 224V223H174ZM182 226H184V224L185 223H183L182 222ZM41 225V229H38V230H40V232H39V235H38V233H37V235H38V237H39V239H37L36 238V240L37 241H42L45 245H49L50 243L52 244V245H54L55 243H54V241L52 242V238L50 237V235H49V233H48V227L45 225V224H40ZM40 225H39V228H40ZM153 225V224H152ZM166 225V224H165ZM180 225V224H179ZM192 225H193V223H192ZM192 225H191V229H189V231L191 230L192 231V229H194L193 227H192ZM146 226V225H145ZM77 227V226H76ZM148 227V226H147ZM150 227H151V225H150ZM153 227V226H152ZM155 227V226H154ZM184 227H186V226H184ZM57 228V227H56ZM56 228H54V229H56ZM163 228H164V225H163ZM75 229V230H74ZM155 229V228H154ZM182 230H184L183 228H181ZM188 229H185V231L186 230H188ZM67 230V229H66ZM157 230L159 231V229L157 228ZM156 230V231H157ZM161 230H162V228H161ZM164 230H165V228H164ZM163 230V231H164ZM163 231H159V232H163ZM185 231H183V233H185ZM190 231V232H191ZM194 231V230H193ZM192 231V232H193ZM96 232V233H95ZM195 232V231H194ZM193 232V233H194ZM197 232V231H196ZM61 233V232H60ZM192 233V234H193ZM218 233V232H217ZM224 233V232H223ZM62 234H64V232L62 233ZM160 234V233H159ZM196 234V233H195ZM198 234V233H197ZM194 235V234H193ZM223 235V234H222ZM59 236H62L63 237V235H61V234H59ZM195 236V235H194ZM197 237H198V239H199V236L198 235H196ZM205 236V235H204ZM221 236V235H220ZM61 237V238H62ZM197 237H195V238H197ZM200 237H201V235H200ZM218 237V236H217ZM60 238V239H61ZM95 238H96V236H95ZM52 239V240H51ZM63 239V238H62ZM156 239V238H155ZM223 239V238H222ZM19 240H20V237H19V235H18V233H14V231L12 230V227H11V225H10V223H9V221L7 220V222L5 221V224H3V225H0V264H16V263H19V261H20V259H21V253H20V247H21V245L19 244ZM214 240H215V238H214ZM62 241V240H61ZM213 241V240H212ZM103 242V243H104ZM54 243V244H53ZM63 243L65 244V242L63 241ZM107 243H106V245H107ZM136 243V245L134 246L133 244H135ZM155 243V242H154ZM67 244V243H66ZM127 244H130V246L132 245V247H133V249L134 250H132L131 252L129 251V253H131L130 255H128V253H127V251L130 249H128V250H126V245ZM51 245V247L53 248V246ZM140 246H138V247H140ZM108 247V248H109ZM129 247V246H128ZM105 248V247H104ZM104 248H103V250H104ZM107 248V247H106ZM51 249V248H50ZM54 249H55V246H54ZM111 249V250H112ZM142 249V248H141ZM52 250V249H51ZM107 250V249H106ZM89 251V250H88ZM100 251V250H99ZM98 251V252H99ZM108 251V250H107ZM113 251V250H112ZM115 251V252H116ZM11 252H13V255H11ZM96 252V251H95ZM102 252V251H101ZM101 252H99V253H101ZM105 252V251H104ZM85 253V252H84ZM83 253V254H84ZM90 253V252H89ZM88 253V255H89V257H91L92 259H95V260H93L94 261V263L95 262H97L96 261V259H98V258H95V257H92L90 254ZM97 253V252H96ZM109 253V252H108ZM114 253V252H113ZM79 254H80V252H79ZM83 254H81V255H83ZM111 254V253H110ZM114 254H116V257H118L117 256V253H114ZM114 254H112L111 256H113ZM134 254H137V253H134ZM220 254V253H219ZM87 255V256H88ZM100 255V254H99ZM105 255H107L106 254V252H105ZM138 255L139 254H137V256H136V258L138 257ZM253 255V254H252ZM140 256V255H139ZM204 256V255H203ZM202 256V257H203ZM104 257V256H103ZM159 257V256H158ZM163 257H165V256H163ZM141 259H142V257H140ZM139 257L137 258V259H134V260H132V261H134V263L135 264H143V263H140V261L138 260V259H140ZM251 258H252V256H251ZM100 259H101V255H100ZM140 259V260H141ZM168 259V258H167ZM191 259H193V258H191ZM191 259H189V260H191ZM197 259V258H196ZM200 259V258H199ZM205 259V258H204ZM253 259V258H252ZM161 260V259H160ZM159 260V261H160ZM164 260V259H163ZM162 260V261H163ZM166 260V259H165ZM188 260V261H189ZM194 260V259H193ZM193 260H191V264H195V262H192ZM66 261H69L68 259L66 260ZM99 261V260H98ZM143 261V260H142ZM169 261V260H168ZM195 261V260H194ZM197 261H199V260H197ZM206 261V260H205ZM264 261V260H263ZM101 262H103V264L105 263V261H103V260H101ZM100 262V263H101ZM145 262V261H144ZM164 262V261H163ZM167 262V261H166ZM169 262H171V261H169ZM168 262V263H169ZM204 262V261H203ZM260 262V261H259ZM80 263H82V262H80ZM87 264H88V262H86ZM98 263V262H97ZM96 263V264H97ZM146 263V262H145ZM168 263H166V264H168ZM174 263V262H173ZM92 264V263H91ZM99 264V263H98ZM131 264V263H130ZM147 264H149V262L147 263ZM163 264H165V263H163ZM171 264H172V262H171ZM196 264H198V263H196ZM204 264V263H203ZM208 264V263H207ZM255 264V263H254ZM263 264V263H262Z\"/></svg>",
    "mask_w": 264,
    "mask_h": 264
}]
</instances>
